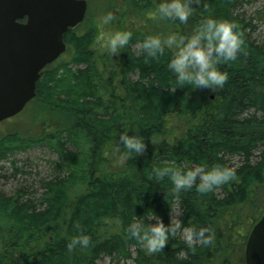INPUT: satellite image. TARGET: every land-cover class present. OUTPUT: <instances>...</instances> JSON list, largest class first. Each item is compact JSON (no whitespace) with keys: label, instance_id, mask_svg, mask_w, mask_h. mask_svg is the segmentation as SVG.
Returning a JSON list of instances; mask_svg holds the SVG:
<instances>
[{"label":"trees","instance_id":"16d2710c","mask_svg":"<svg viewBox=\"0 0 264 264\" xmlns=\"http://www.w3.org/2000/svg\"><path fill=\"white\" fill-rule=\"evenodd\" d=\"M159 2L119 1L116 11L136 24L114 56L97 39L108 26L88 23L78 33L86 16L64 34L70 57L39 78L32 99L58 111L59 129L0 140V178L4 163L11 176L26 173L30 166L20 170L13 158L32 145L54 155L38 178V198L28 191L37 179L8 195L0 190V264H96L105 256L133 264H245L247 235L264 211V48L250 40L249 23L237 13L248 0H193L187 22L158 18ZM209 16L236 22L242 50L220 65L228 73L222 87L179 86L167 68L174 50L149 56L142 41L191 34ZM124 131L141 136L147 149L121 162L116 145ZM213 165L234 167L237 179L201 192L198 176L190 188L172 191L168 170ZM175 209L179 227L161 251L148 253L128 234L136 219L172 223ZM190 225L209 226L211 241L183 239ZM80 234L91 237L89 244L70 249Z\"/></svg>","mask_w":264,"mask_h":264},{"label":"clouds","instance_id":"9594fccd","mask_svg":"<svg viewBox=\"0 0 264 264\" xmlns=\"http://www.w3.org/2000/svg\"><path fill=\"white\" fill-rule=\"evenodd\" d=\"M193 12V0H160L154 15L160 19L187 22ZM113 19L114 15L109 11L100 16L99 22L108 25ZM132 35L131 30L118 29L102 32L97 39L107 52L118 54L129 43ZM243 44L242 34L234 20L209 16L188 35L176 32L147 35L142 41V48L149 56H157L173 49L167 61V68L177 85H190L193 90L207 88L214 91L217 86L222 87L228 79V73L222 70L220 65L235 60ZM119 141L116 150L120 152L123 148L121 162L133 154H142L147 149V144L141 136L129 134L127 131L120 133ZM168 171L173 185L172 191L176 193L190 188L198 176L200 182L197 188L201 192L237 179L235 168L227 165H213L207 170L204 166H197ZM178 227L179 223H165L161 217L155 223L147 225L142 219H136L128 225L127 232L131 237H135L148 253H155L164 249L170 235H176ZM183 233L190 243L200 241L207 244L212 239V229L209 226L190 225L183 229ZM90 239L87 234L73 236L68 247L71 249L76 244L87 246Z\"/></svg>","mask_w":264,"mask_h":264},{"label":"water","instance_id":"95a60500","mask_svg":"<svg viewBox=\"0 0 264 264\" xmlns=\"http://www.w3.org/2000/svg\"><path fill=\"white\" fill-rule=\"evenodd\" d=\"M86 10V0H0V122L35 97L40 72L65 52L63 36ZM244 262L264 264V211L247 235Z\"/></svg>","mask_w":264,"mask_h":264},{"label":"rangeland","instance_id":"374dc122","mask_svg":"<svg viewBox=\"0 0 264 264\" xmlns=\"http://www.w3.org/2000/svg\"><path fill=\"white\" fill-rule=\"evenodd\" d=\"M119 1L120 0H86L87 22H83V24L77 27L78 33L85 31L88 23L96 25L99 29L102 26H108L110 31L123 29L124 27L126 29H131V25H135L136 20L116 11ZM109 11L113 13L114 19L110 24L102 25L99 22V18L102 14ZM237 13L244 22L249 23L245 32L248 34L250 40L264 48V0H248L247 3L237 10ZM112 55L114 56V54ZM69 57V53H64L63 56H60L50 64L47 73H52L54 71L53 69L60 63L68 60ZM131 79L134 78L131 77ZM59 125V113L57 110L52 109L50 105L46 104L44 101L32 100L16 116L8 118L0 123V140L12 134L22 139H33L40 135H47L51 131H54L53 129L55 128L59 129ZM53 159L54 155L45 146L40 144L32 145L25 151L17 153L13 158L16 167L20 170H25L24 168L27 166L30 167L27 168L24 174L11 176L8 164L4 163L3 166L5 171L2 172L4 177L0 178V190H2V194L8 195L9 193H14L15 190H12L14 186L19 183L23 184L24 182L30 184L37 179L38 184H33L31 186L32 190L28 191L31 199L34 200L38 198L42 193V188L39 183L40 179L38 180V178L42 179L46 177L49 171L48 161H53ZM236 160L235 158V161ZM178 216L179 211L175 209L170 217V222L176 224ZM181 237L185 239L183 232ZM96 264H133V261L131 259L118 261L116 258L105 256L97 260Z\"/></svg>","mask_w":264,"mask_h":264},{"label":"flooded vegetation","instance_id":"af4514ba","mask_svg":"<svg viewBox=\"0 0 264 264\" xmlns=\"http://www.w3.org/2000/svg\"><path fill=\"white\" fill-rule=\"evenodd\" d=\"M52 64V63H51ZM49 66H50V64L49 65H47V66H45L43 69H42V71L40 72V77L43 75V74H45V73H47L48 72V68H49ZM39 77V78H40ZM35 98V97H34Z\"/></svg>","mask_w":264,"mask_h":264},{"label":"bare ground","instance_id":"6f19581e","mask_svg":"<svg viewBox=\"0 0 264 264\" xmlns=\"http://www.w3.org/2000/svg\"><path fill=\"white\" fill-rule=\"evenodd\" d=\"M165 159V158H164Z\"/></svg>","mask_w":264,"mask_h":264}]
</instances>
